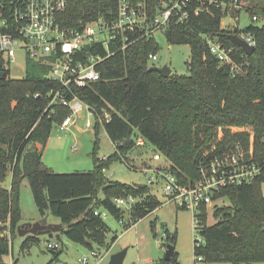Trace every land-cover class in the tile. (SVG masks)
<instances>
[{
  "label": "trees",
  "instance_id": "1",
  "mask_svg": "<svg viewBox=\"0 0 264 264\" xmlns=\"http://www.w3.org/2000/svg\"><path fill=\"white\" fill-rule=\"evenodd\" d=\"M247 1L250 5L245 11L258 19L238 27V32L255 37L257 44L251 54L231 39L235 28L223 24L226 17L236 20L241 9L224 11L208 0L193 1L188 6L191 12L196 6L208 10L192 14L185 23L177 22L175 17L164 31L171 45H190V74L172 73L164 77L158 71H150L149 56L158 52L159 44L154 35L140 37L141 32L137 31L133 37L138 40L99 66V80L73 88L96 110V130L103 123L116 143L115 151L98 158L90 171L57 173L45 165L38 149L39 142H48L54 124H61L71 113L69 107L53 102V94L62 85L48 76L50 67L28 59L23 77L14 78L6 70L7 76L0 80V264H10L6 256L13 249V237L22 222L19 185L25 178L30 182L40 214L50 212L63 225L61 235L92 248L95 242L105 245L111 231L106 219L96 215L95 210H107L120 219L124 210L115 199L134 196L130 221L135 224L163 204L148 184L107 180L104 175V169L112 162L140 147L139 138L171 159L174 171L187 183L200 178L201 163L238 145L247 154L252 145L255 157H264V0ZM118 2L70 0L59 20L64 28L79 27L81 21L107 20L116 13ZM148 2L150 13L155 14L160 0ZM207 35L234 48V58L243 67L241 73L233 75L230 66L212 54ZM106 113L110 115L109 121ZM233 127H252L253 142L248 129L235 131ZM9 171L10 189L4 186ZM263 184L264 170L252 182L225 186L214 194L215 200L229 198L232 204L215 205L217 222L212 225L208 224V209L201 208L196 215L197 229L203 237L200 243L195 242L197 261L264 263ZM102 187L105 189L100 194ZM117 238L115 235L112 243ZM176 238L172 239L174 244ZM39 239L27 235L22 250ZM62 252L63 248H53L54 256L47 264H57ZM177 260L175 251L170 261L162 259L160 264H177Z\"/></svg>",
  "mask_w": 264,
  "mask_h": 264
},
{
  "label": "built area",
  "instance_id": "2",
  "mask_svg": "<svg viewBox=\"0 0 264 264\" xmlns=\"http://www.w3.org/2000/svg\"><path fill=\"white\" fill-rule=\"evenodd\" d=\"M193 1L199 0H160L156 13L151 14L148 0H119L118 9L112 18L81 21L79 27L64 28L59 15L67 9L70 0H0L1 69L10 70L11 64L18 62L19 52H23L26 62L33 59L47 64L50 67L48 76L62 85L53 94V102L71 109V113L60 124L62 130H68L76 121L72 114L88 108L96 117V110L77 96L73 88L84 87L99 80V66L107 58L138 40L139 38L133 37L137 31L141 32L140 37L152 36L157 31H165L175 17L177 22L185 23L192 14L200 15L208 10L196 6L191 12L188 6ZM208 1L224 11L239 8L243 12L242 1ZM251 18L254 21L258 19L256 15ZM236 20L240 21L238 18ZM238 34L249 45L256 47L257 41L251 33ZM206 39L212 54L221 63L229 65L233 75L242 72L243 67L234 58L233 47L225 46L219 38L209 35ZM149 58L154 61L159 59L157 53H151ZM67 93L73 96L70 98ZM105 118L109 121L110 115L106 113ZM99 120L102 122L103 118L99 117ZM92 123L94 122L89 120L88 127H92ZM253 139L254 136H251L252 142ZM137 143L140 147H148L142 138ZM262 143L264 150V136ZM151 148L152 160L159 163L144 169L147 174H152L148 177L147 184L152 188L161 186L167 200L196 213L203 206L207 209L215 206L220 199L215 200L214 194L225 186L252 182L264 170V157H255L252 145L248 154L238 145L201 163L200 178L187 183L179 178L172 163L163 160L164 155L160 151ZM133 167L136 166L133 165L132 169ZM115 202L120 207L126 204L131 209L136 198L117 197ZM95 214L106 219L109 212L97 209ZM196 218L198 225V217ZM49 247L59 248L60 244L51 242ZM92 253L99 255L95 250ZM82 262L88 263V258H83Z\"/></svg>",
  "mask_w": 264,
  "mask_h": 264
},
{
  "label": "rangeland",
  "instance_id": "3",
  "mask_svg": "<svg viewBox=\"0 0 264 264\" xmlns=\"http://www.w3.org/2000/svg\"><path fill=\"white\" fill-rule=\"evenodd\" d=\"M242 3L244 5L243 12L237 16L240 21L226 17L223 21L225 27L234 29L240 26L242 28L252 22L251 16L245 11L250 4L247 0H242ZM154 37L159 44L157 52L159 59L157 61L150 60V66L163 67L168 64L172 68L173 74H190L188 67L191 58L190 45H171L166 32L162 30L157 31ZM26 68L27 62L24 54L19 52L18 62L12 63L10 66V74L14 78H21L25 75ZM72 117L76 118V121L68 130H62L60 124L56 123L52 128L48 142L46 144L38 143V149L43 155L45 165L57 173L93 170L99 159L109 156L116 149V143L110 139L103 123L96 130V117L88 108L75 115L72 114ZM89 120L94 122L92 127H88ZM232 129L235 131L248 129L251 136L255 134L252 127H233ZM152 154L153 150L149 145L148 147H137L128 152L121 160L112 162L108 168L104 169V175L108 178L107 180L147 184L148 177L152 174H147L144 169L157 166L159 163L152 160ZM94 157H96L95 160ZM163 160H166L167 163H174L165 156H163ZM133 165L136 167L132 169ZM4 186L9 189L12 186L11 171H9ZM262 190L264 192V184ZM153 192L163 204L135 224L130 221V209L126 204L122 206L124 210L122 218L118 219L109 213L106 221L111 231L105 245L95 242L90 248L68 239L65 235H61V239L41 235L39 241L22 250V243L26 236H20L17 233L13 237V249L6 256V260L10 264H13L14 261L16 264H47L54 256L53 248L49 247V243L57 241L60 248H63L57 264H84L82 259L85 257L88 258L86 264H109L112 255L124 249H127V253L123 264H160L165 257L167 245L174 244L172 239L177 237L175 241L178 253L177 264H202L197 261L195 255V242L196 240L201 242L203 239L197 229V213L191 209L181 208L175 202L167 200L161 186L154 188ZM102 193L103 187L100 189V194ZM19 203L23 222H32L40 215L27 178L23 179L19 185ZM215 204L223 206L232 203L229 198H223L216 201ZM214 207L208 208L209 225L217 222ZM57 220L59 219L54 215L49 217V222ZM115 235H118V238L112 243ZM93 250L97 251L99 255H94Z\"/></svg>",
  "mask_w": 264,
  "mask_h": 264
},
{
  "label": "water",
  "instance_id": "4",
  "mask_svg": "<svg viewBox=\"0 0 264 264\" xmlns=\"http://www.w3.org/2000/svg\"><path fill=\"white\" fill-rule=\"evenodd\" d=\"M239 28H235V32L231 33V39L239 45L246 54H251L255 46L249 45L246 40L241 38L238 34ZM2 62L0 60V80L4 79L7 76V72L1 69ZM150 71H158L160 72L164 77H169L172 74V68L169 67L168 64L164 65L163 67H158L157 65H152L149 68ZM107 187V185L105 186ZM104 187V189H105ZM103 189V190H104ZM49 216L50 212H47L46 215L41 217L40 219L34 221V222H23L19 224L17 227V232L20 236H27L29 234L35 235V236H41V235H48L50 238H61V231L63 230V225L61 222H49ZM176 251L175 244H168L167 250L164 259L167 261H170ZM127 249H124L120 252H117L112 255L111 260L109 264H123L124 259L126 257Z\"/></svg>",
  "mask_w": 264,
  "mask_h": 264
},
{
  "label": "crops",
  "instance_id": "5",
  "mask_svg": "<svg viewBox=\"0 0 264 264\" xmlns=\"http://www.w3.org/2000/svg\"><path fill=\"white\" fill-rule=\"evenodd\" d=\"M152 190H154V188H153ZM50 216H51V214H50ZM50 216H49V217H50ZM41 217H43V216L40 214L39 216H37L36 218H34L32 222H34V221L40 219ZM54 222H60V220H57V221H54ZM21 223H23V221H22ZM21 223H20V224H21ZM54 242H57V241H54Z\"/></svg>",
  "mask_w": 264,
  "mask_h": 264
}]
</instances>
